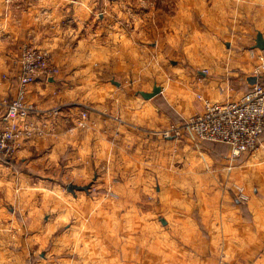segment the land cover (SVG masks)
Masks as SVG:
<instances>
[{
    "label": "crops",
    "instance_id": "1",
    "mask_svg": "<svg viewBox=\"0 0 264 264\" xmlns=\"http://www.w3.org/2000/svg\"><path fill=\"white\" fill-rule=\"evenodd\" d=\"M174 1L176 7L169 14L163 6H154L149 0H0V102L15 94L21 46L27 44L45 50L58 68L54 76L38 77L27 92V101L39 111L57 108L54 117L45 118L37 112L32 117L37 125L47 121L48 134L20 142L11 158L0 157V183L6 204L33 207L24 217L31 229L28 238L38 239V216L32 214L37 211L33 189L37 188V176L56 173L58 169L74 170L73 163L95 149L96 164L100 163L102 153L104 156L108 153L111 165H121L120 173L127 175L124 183L127 191L145 194L153 185L157 191V202L130 197L68 202L65 198H47L41 205L64 211V220H69L75 209L78 212L87 207L107 208L103 214L94 209L86 225L87 229L96 230L87 236L88 243L93 245L85 246V240L80 242L81 246L75 250L81 256L73 264H99L94 256L100 250L95 243L98 232L103 230L102 217L110 221L105 228L117 234L115 239H123L120 244L124 253L120 254L135 255L137 251L136 259L134 255L125 259L115 256L106 260L107 264L145 261L146 264H215L217 259L222 264H264V132L253 151L230 162L224 144L225 155H216V159L202 148L208 141L194 144L188 138H163L155 132L200 111V100L192 104V109H185L180 99L167 98L165 88L158 83L136 90L149 92L158 85L161 88L158 94L148 99L141 95V99L135 98L118 81L133 76L134 64L143 67L150 62L151 42L156 40L160 49L167 46V41L180 40L184 36L183 28L185 31L197 28L194 15L200 14L210 22L207 30L212 32L221 27L226 32L224 42L229 51L217 56L218 64L210 67L211 70L201 72L203 79L210 81L197 83L201 95L210 101L236 100L251 85L262 81L264 48L255 46V38L254 43L245 40L248 25L242 23L246 19L244 14L243 19L239 18L240 23L233 24L228 15V1L226 7H220L214 0H189L184 11L182 0ZM252 1V6L242 8L248 12L256 10L257 33L264 39V0ZM151 16L156 17L151 19ZM223 19L225 24H219ZM208 32L200 45L212 42V34ZM238 36L240 40L235 39ZM246 45L257 52L256 61L240 50ZM225 63L228 68L224 67ZM236 66L248 67L253 74L237 76ZM161 93L169 106L167 110L161 105L160 97L156 99ZM4 109L0 104V129L6 123ZM80 110L88 114L87 126L74 128ZM118 129L123 130L121 135ZM118 144L128 145L126 153L116 147ZM4 161L9 164L3 165ZM235 184L242 185L249 195L246 202L235 198ZM17 185L27 188L29 199H20L19 195L16 200L12 188ZM154 202L159 208L157 221L149 216L119 215V208ZM76 217L81 222L82 215L78 213ZM21 222L23 218L17 217L9 219L6 227L5 221L0 222L2 244L8 243L5 241L8 238L13 239V245H3L0 254L23 253ZM79 228L72 225L62 232L67 248H73ZM117 228L125 230L120 232L122 236ZM133 239L141 240V248L130 246ZM117 249L116 244V253ZM11 262L0 258V264Z\"/></svg>",
    "mask_w": 264,
    "mask_h": 264
},
{
    "label": "rangeland",
    "instance_id": "2",
    "mask_svg": "<svg viewBox=\"0 0 264 264\" xmlns=\"http://www.w3.org/2000/svg\"><path fill=\"white\" fill-rule=\"evenodd\" d=\"M155 4L163 6L165 11L169 14H173V9L176 7L174 0H149ZM189 0H182L181 6L182 11H184L185 7H188L187 4ZM195 0L194 2H197ZM203 1V0H202ZM214 3L216 5H220V7L227 6V1L230 3V13H228L229 18L232 19L233 24L240 23V17L243 19V14L246 16V19L242 22L245 23L248 30L246 31L247 38L245 39L248 43L253 42L254 38L257 33V12L256 10H252L248 12L242 8L252 6L254 3L252 0H218ZM206 2V1H205ZM190 4V3H189ZM241 7V9H240ZM247 14V15H246ZM199 16V17H198ZM154 17H150L155 18ZM195 19H197L198 25L197 28L189 29L185 31L183 28V37L177 41H167L166 47L156 46V40L151 42V46L149 47L150 52V62L148 64H144L141 67V64H134L133 65V76L124 77L121 82L124 87L126 88V93L134 95L135 98H140L141 96L139 93L136 92L138 89L151 87L154 83L160 84L162 87L165 88V93L167 94L166 97L172 99H180V105L185 109H192V104L197 102L198 95L202 94L200 92L201 89L197 87V83L203 81L204 83H209V80H204L201 72L207 73L208 69L211 70L216 63L217 56H221L222 52L228 51L227 47L225 46V39L226 32L221 30V27H218L216 30H207L210 24L209 21L206 20L207 16L204 15H194ZM216 17V16H214ZM248 17V18H247ZM182 18H184L182 16ZM203 18V19H202ZM239 19V20H238ZM203 20V21H202ZM219 24H225V20H219ZM209 31V34H212V42L208 45L202 46L200 45L201 40L205 41V33ZM243 33V32H242ZM233 34V31L231 32ZM235 35V34H233ZM241 36L236 37V40H240ZM233 47L235 46L232 43ZM244 50L251 60L256 61V51L251 50L248 46H244V48L240 49ZM229 52V51H228ZM159 54L157 57L156 55ZM214 58V59H213ZM252 67H253V63ZM228 63L224 64L225 68H228ZM211 67V68H210ZM160 69V73H158V69ZM238 69V75L240 74H247L252 75V71L245 69L242 66H236ZM264 70V69H263ZM149 73V74H147ZM160 74V75H159ZM205 75V74H204ZM243 76V75H242ZM241 76V77H242ZM264 82V78L262 81ZM16 85V80H15ZM219 86V90H220ZM29 89V87H28ZM27 89V92H28ZM160 97V102L162 103L163 107L167 110L169 108L168 104L165 101L164 95L161 93L159 94L156 99ZM227 100V99H226ZM220 101V100H219ZM223 101V100H221ZM81 111H78L79 114ZM86 112V111H85ZM196 112H193L194 114ZM87 114V112H86ZM88 115V114H87ZM191 115V114H189ZM188 115V116H189ZM79 116V115H78ZM185 117V116H183ZM187 117V115H186ZM169 122H172L169 121ZM174 122V121H173ZM178 122V121H177ZM92 122H90L91 124ZM107 124V123H106ZM87 126V124L85 125ZM84 126V127H85ZM74 127V126H73ZM119 128V127H118ZM123 130L118 129V133L121 135ZM121 132V133H120ZM148 132V131H147ZM259 142V141H258ZM258 144V143H257ZM121 145V146H120ZM126 144H118L116 146L119 150L123 149L126 153L127 150ZM201 146V145H200ZM202 147V146H201ZM203 149H207L211 155L214 157L216 155L224 156L227 148L224 144L219 142H208L207 144H203ZM255 149V148H254ZM254 149L250 150L253 151ZM94 150V149H93ZM245 152V154L249 153ZM96 152V149L94 150ZM93 151L89 153L86 158L81 159V161H77L73 163V166L76 167L74 170H70L69 172H64V170H57L56 173H45L43 176H37L39 178L38 184L36 185L37 188L35 189L36 194V206L34 209L37 211H33L32 214L38 216V239L33 240L28 238V233L31 232V229L28 226V223L25 221L24 217L29 213V211L33 210L31 206H13L6 204L5 199V190L2 188L3 183H0V201L2 202V206L0 205V222L5 221L7 226V222L9 219L13 217H17L22 220L23 222L20 223V231L22 234V238L20 239L21 246L24 248V251L21 255L18 254H11L5 255V253L0 254V258L6 259V261L12 260L9 264H73L76 263L75 260L80 257L77 249L75 250L76 246H79V243L86 241L85 246H91L93 244H89L87 241V236H91L96 230L94 228L87 229L86 225H89L88 219L94 214L93 211L96 209L97 211L103 214L104 210H107L106 207H87L85 210L82 209H75L73 212L75 214H71L69 220L62 219V214L64 211L60 209H53V207H43L41 204L47 198H65L68 201L70 200H79V199H86V200H98L101 199L102 201L105 199H117L120 197H130V198H141L146 199H154L157 202V191L156 188L151 189L149 192L143 194V191H136V192H129L125 188V181L127 175L124 173H120L121 165H111L110 164V156L107 153L106 156L101 154V161L99 164H96V156ZM244 154V153H243ZM216 158V157H215ZM217 159V158H216ZM221 157L218 158L220 160ZM224 161V160H223ZM5 164L8 165L9 162L4 161ZM96 164V165H95ZM80 169V170H78ZM52 170V169H49ZM35 181V179H34ZM168 183V180L166 181ZM69 184H75L79 186L89 185L86 190H78L73 189L72 192L67 190V186ZM22 188H26L25 186H13L12 193L16 200H19L18 196L21 197L20 199H29V192L26 190H20ZM24 192V193H23ZM123 195V196H122ZM146 203L145 205L141 206H127L119 208L121 212L120 214H136L139 216H149L153 220H158V212L159 208L156 206V203ZM91 203V202H90ZM6 204V205H5ZM99 206V205H97ZM101 209V210H99ZM12 211V212H10ZM72 211V210H71ZM109 211V210H108ZM111 211V209H110ZM133 211V213H131ZM82 215L81 222H78V215ZM48 224V226H47ZM53 225V227H52ZM80 226V232L74 235V245L73 248H67V245L64 243L62 239V232L69 226ZM110 221H108L105 217L101 219V226H103V230L99 231L97 234L98 243H95V246L100 248L99 252L94 256L99 260V264H107L106 260H110L112 257H119L121 259L130 258V256L134 255H126L120 254V252L124 253L121 249L122 245L120 244L123 239H115L117 234L111 233V230L105 228V226H109ZM3 227L0 226V230ZM118 230L119 236H122V233L125 230ZM116 231V229H115ZM87 232V233H85ZM118 236V237H119ZM112 238V240H111ZM6 242L2 244V240H0V250L4 246H10L13 242V239L8 238L5 240ZM116 244L118 245V253H116ZM13 245V244H12ZM17 246V245H15ZM133 249L141 248V240L133 239L131 244ZM72 247V245H71ZM66 248V249H65ZM136 253L133 256L136 259ZM81 254V253H80ZM116 257V258H117ZM110 264V263H109ZM114 264V263H112ZM146 264V261L143 262ZM215 264H222V260H216Z\"/></svg>",
    "mask_w": 264,
    "mask_h": 264
},
{
    "label": "built area",
    "instance_id": "3",
    "mask_svg": "<svg viewBox=\"0 0 264 264\" xmlns=\"http://www.w3.org/2000/svg\"><path fill=\"white\" fill-rule=\"evenodd\" d=\"M19 70L16 76L15 94L4 105L5 125L0 129V157L11 158L19 143L47 135V121L37 125L32 117L35 112L45 118L54 117L57 108L39 111L27 101V89L38 77H51L58 68L45 50L23 45L18 56ZM198 99L202 109L185 117L181 122L169 123L155 131L163 138L170 136L188 138L194 144L200 141L219 142L228 147L230 162L257 146L264 132V82H256L236 100L210 101L201 94ZM87 124V114L81 111L74 121V128ZM235 198L246 202L249 195L242 185H234Z\"/></svg>",
    "mask_w": 264,
    "mask_h": 264
},
{
    "label": "water",
    "instance_id": "4",
    "mask_svg": "<svg viewBox=\"0 0 264 264\" xmlns=\"http://www.w3.org/2000/svg\"><path fill=\"white\" fill-rule=\"evenodd\" d=\"M255 42H256V43H255V46H256V47H258V48H260V49L264 48V39L262 38V36H261V34H260L259 32L256 34ZM160 89H161L160 86H158V85H154V86L152 87V90H151V91H149V92L139 91V94H140L143 98L148 99V98H151V97H153L154 95L158 94V93L160 92ZM88 186H89V185L79 186V185H75V184H69V185L67 186V190L70 191V192H72L73 189L86 190Z\"/></svg>",
    "mask_w": 264,
    "mask_h": 264
}]
</instances>
